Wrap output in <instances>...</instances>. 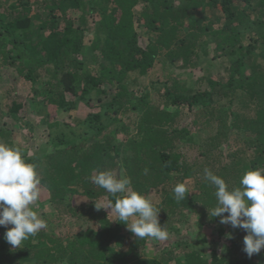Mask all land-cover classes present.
<instances>
[{
    "label": "trees",
    "instance_id": "obj_1",
    "mask_svg": "<svg viewBox=\"0 0 264 264\" xmlns=\"http://www.w3.org/2000/svg\"><path fill=\"white\" fill-rule=\"evenodd\" d=\"M210 52L225 67L188 83L187 70L197 69ZM2 67L33 88V112L50 129L66 131L34 156L12 139L18 130L1 123L0 142L20 147L23 158L38 166L41 192L58 216L84 224L70 237L47 226L21 247L5 240L12 226H0V264H258L232 241L224 256L215 250L205 255L203 236L201 245L178 240L173 248L179 252L137 255L148 238L137 239L110 213L116 197L90 177L123 171L135 191L155 192L160 201L152 202L168 233L181 232L174 221L182 223L178 217L188 212L226 236L220 218L209 213L217 205L216 189L204 169L235 188L245 171L264 168V0H0ZM158 69L162 79L148 86L163 88L162 109L149 103V95L137 97L133 86ZM43 82L50 88L41 93ZM94 93L109 100L100 98L86 119L73 118L75 127L46 114L56 108L74 116L80 103L92 107ZM23 108L13 102L7 114L24 122L28 115L18 117ZM182 115L187 119L180 125ZM233 137L235 145H228ZM187 146L198 150L194 163L184 154ZM192 178L195 190L176 200L174 187Z\"/></svg>",
    "mask_w": 264,
    "mask_h": 264
},
{
    "label": "clouds",
    "instance_id": "obj_2",
    "mask_svg": "<svg viewBox=\"0 0 264 264\" xmlns=\"http://www.w3.org/2000/svg\"><path fill=\"white\" fill-rule=\"evenodd\" d=\"M37 167L23 158L20 147L0 142V226H12L6 231L5 240L13 247H21L30 236L47 227L34 210L41 195ZM90 179L116 197L108 209L115 212L137 239H168L169 233L160 223V211L151 196L135 191L131 178L123 171L119 174L112 170L94 171ZM204 179L216 189L217 205L209 212L210 216L219 217L221 224L245 230L243 251L249 258L259 254L264 249V168L245 171L240 186L235 188H229L222 177L208 168L204 169ZM186 185L185 181L174 187L176 200L185 199ZM227 238L232 239L230 233Z\"/></svg>",
    "mask_w": 264,
    "mask_h": 264
},
{
    "label": "rangeland",
    "instance_id": "obj_3",
    "mask_svg": "<svg viewBox=\"0 0 264 264\" xmlns=\"http://www.w3.org/2000/svg\"><path fill=\"white\" fill-rule=\"evenodd\" d=\"M92 26V25H90ZM90 38V37H88ZM86 40L87 45L90 44V40ZM214 55H216L214 52H210L209 56L204 59L205 62H202L201 65L198 66L195 70H187L186 75H184V78L187 80L188 83H192L197 79H209L212 76H216L219 74L222 70V67H225V63L218 60V59H211ZM88 56V55H87ZM160 67V66H159ZM175 71H179L176 70ZM156 73H150L148 76L140 77L139 81L134 84V90L139 93L137 97L141 96L140 93L149 95V103L154 106L155 108L162 109L164 106V90L163 88L161 90H154L152 86H148L152 81L156 79H162V75L157 74V72L161 73V70L158 69L155 71ZM171 72V67H169L166 72H164V75H168V73ZM44 82L46 81L45 78L42 79ZM43 82V85H44ZM21 80L18 77V74L15 71H12L10 69L0 68V123L5 124V129L11 130V129H17L18 133L20 134L17 137L14 136L12 139H16V142L21 143V147L24 151H27L25 154L28 156H34L35 154H38L40 150L43 147L48 146V143L50 142V138L54 136H61L64 134L65 128H49L48 125L45 124L44 116H38L36 115L33 110L32 105V99H33V88L31 91H29L28 87L25 85L20 84ZM45 88H50L47 85L44 86H38L37 89L40 90L42 93ZM113 93V92H112ZM58 94V93H57ZM43 95V94H39ZM70 99V95H68ZM92 107H86L83 104H79L80 107L78 108V111L75 113L74 116H71L65 112L54 110L56 108H48L46 109V114L48 113L49 116L52 118V121H59V123H67L71 127H75V123H73L74 119H80L84 120L87 118V116L90 114L92 109L94 107L99 106L101 101L107 102L109 99L106 98L104 95L98 96L95 93L92 96ZM102 99L101 101L99 99ZM13 102L20 103L24 106L21 113L18 115V117H22L23 114L28 115L29 121L25 120L24 122H15L13 119L8 116V109L12 105ZM175 111V110H173ZM186 115H182L178 119V124L183 125L186 123L187 117ZM135 116H133L129 121H127V124L129 122H133ZM193 129V128H192ZM68 130V129H67ZM211 130V129H210ZM209 129L205 130L204 132L208 134L210 132ZM66 131V130H65ZM69 131V130H68ZM74 131H78V129H74ZM237 138V137H236ZM237 140V139H236ZM235 141V138L233 137L228 143V145H235L233 144ZM241 141L236 144H240ZM225 146V145H224ZM185 156H187L190 163H194L196 161V158L198 156V150L195 148H190L187 146L184 152ZM194 178L191 180H187V190L189 192H193L195 190L194 186ZM148 195V194H146ZM149 196H151L152 200L154 201H160V198L157 196L155 192H152ZM50 199V196H48L47 193L41 192L40 198L36 203V206L34 208L35 211L39 213L42 219H44L48 226V231L51 229L55 231L58 234L64 235V236H72L73 234L77 233L80 230V227H83L82 224H84L83 221H77L75 218L69 216H58L57 212H54L51 205L48 203ZM44 203V206L42 207L40 202ZM45 201V202H44ZM59 218V219H58ZM178 219H183L182 223L175 220L174 222L177 224V227L180 228L179 231H181L178 234H172L169 233L168 239L166 240H158L154 238H148V242L146 245V248L142 251L138 250L137 255H143L144 258H151V257H159L162 254L163 250L172 249L173 252L180 251L178 248H173L174 244L180 240V239H186L190 243H199L200 236L208 237V242H206V245L204 247V254L209 256V253L211 250H215L219 256H224L228 249L231 246V241L233 243L237 242L239 243V253H243V241L245 235H247L246 231L243 229H240L237 232H232L234 228L231 227L230 224H222V226L225 228L226 236L219 237L216 233V227L218 226H207L204 225L202 221L198 220L197 217H192V215L188 214V212H185L184 218L178 217ZM171 223V222H170ZM82 225V226H81ZM231 234L232 239H228L227 235ZM201 245V242L199 243ZM122 248V247H119ZM255 260L258 264H264V249L261 250L259 254L255 255ZM174 264V262L172 263Z\"/></svg>",
    "mask_w": 264,
    "mask_h": 264
}]
</instances>
